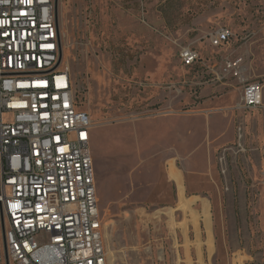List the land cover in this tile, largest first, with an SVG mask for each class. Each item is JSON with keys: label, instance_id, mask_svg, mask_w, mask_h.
Masks as SVG:
<instances>
[{"label": "rangeland", "instance_id": "1", "mask_svg": "<svg viewBox=\"0 0 264 264\" xmlns=\"http://www.w3.org/2000/svg\"><path fill=\"white\" fill-rule=\"evenodd\" d=\"M58 13L63 66L92 119L110 264H175L182 256L168 243L171 226L180 239V214L170 226L163 211L175 202L159 200L175 192L166 161L132 137L123 144L122 131L165 112L199 114V107L228 128L215 137L201 181L211 257L214 264H264V96L260 107L242 108V87L224 71L228 58H241L245 76L264 85V0H60ZM220 27L232 36L216 48L209 39ZM188 46L201 56L192 66L180 57Z\"/></svg>", "mask_w": 264, "mask_h": 264}, {"label": "built area", "instance_id": "2", "mask_svg": "<svg viewBox=\"0 0 264 264\" xmlns=\"http://www.w3.org/2000/svg\"><path fill=\"white\" fill-rule=\"evenodd\" d=\"M231 36L220 27L210 45ZM60 39L56 0H0V264L5 248L10 264H109L92 119L59 62ZM180 57L201 59L190 46ZM224 71L242 87V108L262 105L264 85L245 76L243 59L228 58Z\"/></svg>", "mask_w": 264, "mask_h": 264}, {"label": "crops", "instance_id": "3", "mask_svg": "<svg viewBox=\"0 0 264 264\" xmlns=\"http://www.w3.org/2000/svg\"><path fill=\"white\" fill-rule=\"evenodd\" d=\"M203 111L205 110L199 107V114L165 112L136 123L130 133L129 129L123 128L122 131L123 144L126 143V137H132L140 150L155 154L154 160L160 163L161 160L166 161V179L175 192L162 195L159 200L175 202L174 206L165 209L163 213L169 218L170 226L172 217L179 213V223L182 224L178 241H175L174 237L176 228L175 233L172 226L169 230V249L173 250L178 246L182 251V256L175 264H214L215 261V258L211 257L212 252L210 253L213 248V226L208 215L210 200L204 196L201 181L203 174L208 171L205 163L207 156L211 154L213 141L217 139L215 137H218L222 130L226 132L228 128H221L218 115H206ZM198 132L199 139H195ZM128 134L130 135L127 136ZM179 206H185L187 210H180ZM160 213L161 211L158 212ZM204 250L208 251L207 256ZM108 262L110 264L109 256Z\"/></svg>", "mask_w": 264, "mask_h": 264}, {"label": "water", "instance_id": "4", "mask_svg": "<svg viewBox=\"0 0 264 264\" xmlns=\"http://www.w3.org/2000/svg\"><path fill=\"white\" fill-rule=\"evenodd\" d=\"M56 19L57 21L59 22V13H58V0H56ZM60 59H59V62H61L62 58H63V49H62V42H61V39H60ZM1 216H2V221H3V213L1 212ZM3 238H4V241H5V230L3 228ZM5 257H6V264H10V260H9V256H8V253H7V249L5 248Z\"/></svg>", "mask_w": 264, "mask_h": 264}]
</instances>
